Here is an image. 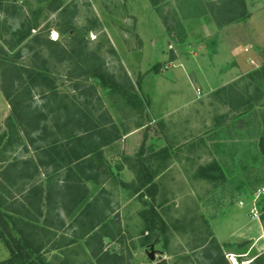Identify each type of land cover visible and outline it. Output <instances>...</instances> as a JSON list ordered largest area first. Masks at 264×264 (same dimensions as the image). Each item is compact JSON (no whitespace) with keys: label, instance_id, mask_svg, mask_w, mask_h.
<instances>
[{"label":"rangeland","instance_id":"rangeland-1","mask_svg":"<svg viewBox=\"0 0 264 264\" xmlns=\"http://www.w3.org/2000/svg\"><path fill=\"white\" fill-rule=\"evenodd\" d=\"M243 1L245 15L224 29L207 6L219 0H0V60L19 69L45 60L64 106L55 119V101L44 107L33 90L30 108L43 117L25 133L0 90L1 213L43 225L34 207L43 190L77 189L74 201L55 195L53 235L40 252L48 264H98L85 244L94 232L116 264H233L218 239H236L232 231L250 222L264 183V0ZM22 23L30 32L11 48ZM233 45L249 64L237 77L226 75ZM226 78L233 90L221 86ZM65 117L78 144L55 126ZM59 150L67 166L50 161ZM138 158L153 172V200L131 191ZM150 206L163 230L159 221L143 230L140 212ZM254 206L262 217L261 195ZM8 256L0 239V261Z\"/></svg>","mask_w":264,"mask_h":264},{"label":"trees","instance_id":"trees-1","mask_svg":"<svg viewBox=\"0 0 264 264\" xmlns=\"http://www.w3.org/2000/svg\"><path fill=\"white\" fill-rule=\"evenodd\" d=\"M151 1L153 5H155L157 2V0ZM207 6L209 7L210 14L213 16V19L218 25L230 23L231 21H234L237 18H242L245 15V3L243 0H219V2H209ZM29 32L30 28H24L22 23L21 26L17 28L16 31H14L16 39L12 42L10 47L12 48L15 43H19L25 39ZM61 53V59H64V54L66 51L63 48L61 49ZM45 62V60H42L41 67H34L31 69L21 67V69H19L6 57H1L0 60V90L5 99L8 101L11 112L16 118V121L19 123L21 130H23L25 133L28 131H35L38 128L36 125L37 120L40 117H43V113L38 114L37 111H33L30 108V104L33 103L34 100L31 96L32 91H38L37 94H39V97L46 102L44 107L48 106V102H50V100H56V91L52 78L47 73ZM260 71L264 75V64L259 72ZM97 77H99L101 84L105 87L114 85V83L102 73H97ZM51 106L52 108L56 109L54 112L55 119L61 121V117L59 115L61 109L64 107L63 103L59 104L55 101V104ZM77 114L78 116L81 115L79 111H77ZM78 116L73 118L75 121L72 122V125L80 129L82 127V121L80 118H78ZM69 119L65 117V119L62 120V123L57 122L55 126L59 132L63 131V134L65 133V135H69L67 136L68 141L73 143L72 145H75V143L78 144L80 138L73 136V129L71 127L66 128V124L69 123L67 122ZM262 141L260 142L259 146L261 152H264V143ZM69 142H66V145L68 146L67 149L72 151L71 146L68 144ZM59 147L64 148L62 144H55V142L52 144L53 149ZM67 153L68 152L64 150L53 152L52 154L54 156H50V161L56 165H58L59 161H63L62 165L67 166L69 163L67 162ZM78 157L79 156H77L76 159H78ZM145 162V158H138L135 162L136 165L134 164L132 166L135 176L134 180L131 181V191L138 192L143 188L146 192V195L151 200H153L155 198L157 188L156 185L151 182L153 172L149 169ZM24 169L25 167H22L21 171ZM57 169L58 168L56 167V170ZM126 185L127 184H124V186ZM65 188L67 191H64L60 194L58 189L49 187L47 190H43V195H40V198L35 202L36 206L34 207L36 208L37 212L43 216V225L37 224L34 222V219L31 216H28L23 212H21L20 216L17 217L11 214H2L0 211V239L3 241L9 252L8 258L0 261V264H48L40 252L42 246L50 241V237L53 235L49 230V227H51L52 223L54 224L53 220L54 218H57L56 216L58 213V207L55 204V195H59V197L61 196V199H73V201L78 196L76 195L77 193H75L77 189L74 186L65 184ZM36 193H39V191ZM3 200L4 199L0 194V205L2 204ZM88 206L89 205H87V207ZM23 209L27 210V207L23 206ZM157 215L158 214L151 206L140 212V216L144 222V231L155 230L156 227L154 226V223H157L158 221V229L163 230L165 228V225L161 220H159ZM261 220L264 221L263 213ZM9 223L12 226L11 229L16 230L18 234L17 237L11 233ZM93 227L94 226L91 225L88 230L92 229ZM212 243L214 248H216L221 255L220 246L215 240L212 241ZM85 244L89 247L91 255L96 258L98 264H116V259H118L116 255H110L106 252H102V242L100 236L96 232L86 238ZM237 245L241 246L242 244ZM251 262L254 264H264V253L255 257ZM160 264H165V262L162 261Z\"/></svg>","mask_w":264,"mask_h":264},{"label":"crops","instance_id":"crops-1","mask_svg":"<svg viewBox=\"0 0 264 264\" xmlns=\"http://www.w3.org/2000/svg\"><path fill=\"white\" fill-rule=\"evenodd\" d=\"M225 27L227 26H224V25L223 27L221 26V28H224V29ZM219 31L223 33L222 29H220ZM219 37H222L224 42H226V39H228L227 42L231 41L230 38H227L226 34H223V35L220 34V36H217V39H219ZM238 50L239 49H237L236 46L233 45L230 47V49L226 51V56H227L226 59L228 60L230 70L229 69L227 70L228 67H226V70L228 72H226L227 74L224 72L223 75L226 74L227 76H229V75L234 74L235 77H237V76L244 74L245 72L249 70L248 68L249 64H247L248 62L245 61L247 57L245 55L246 53L242 51L241 53H245V54H241L238 52ZM215 58H218V57H215ZM214 62H215L214 65L220 66L217 59H215ZM227 79L228 78L222 79L224 82L223 84H221V86L222 87L227 86L233 90V88H235L234 85H231L225 82V80ZM259 195H261V198L264 202V183L261 186V188L258 190L257 195H255L252 198V203L254 202V199H256L255 205L256 204L258 205ZM237 204L242 205V201H237ZM249 214H250V211H249ZM232 232L234 233L233 235L236 237V239L231 240V241L225 240V239L224 240L218 239V242L220 244H224L225 246L228 244V246L226 247L227 252L225 253L230 254L235 261L237 262L241 261L243 264H249L255 257L264 253V221L261 220V216H259L258 218H254V217H251V214H250V222H247L246 224L237 227ZM238 243L242 245L241 246L236 245Z\"/></svg>","mask_w":264,"mask_h":264},{"label":"built area","instance_id":"built-area-1","mask_svg":"<svg viewBox=\"0 0 264 264\" xmlns=\"http://www.w3.org/2000/svg\"><path fill=\"white\" fill-rule=\"evenodd\" d=\"M255 202H256V199H254V204H255ZM241 203V202H240ZM254 204H253V207L251 208V210H250V214H251V217H254V218H258L259 217V215H260V212H259V210L254 206ZM237 262L235 261V260H233V264H236Z\"/></svg>","mask_w":264,"mask_h":264}]
</instances>
